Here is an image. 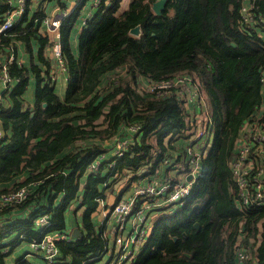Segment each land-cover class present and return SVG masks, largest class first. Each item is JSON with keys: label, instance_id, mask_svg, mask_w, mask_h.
Here are the masks:
<instances>
[{"label": "trees", "instance_id": "trees-1", "mask_svg": "<svg viewBox=\"0 0 264 264\" xmlns=\"http://www.w3.org/2000/svg\"><path fill=\"white\" fill-rule=\"evenodd\" d=\"M9 1L0 0V22L12 8ZM153 1L129 0L119 12L122 0H100L77 29L83 0L62 19L63 96L51 60L54 41L40 22L49 5L63 9L67 2L25 0L13 26L0 33V60L13 55L6 63L10 82L0 90V194L28 189L23 200L0 207V264L21 242L45 232L70 233L66 212L81 209L80 236L57 241L58 254L46 263L97 259L103 232L91 214L106 191L129 173L119 195L132 181L156 175L165 158L171 160L165 171L174 169V177L187 167L194 117L173 90L163 97L146 90L148 83L175 74L200 80L212 133L206 134L201 170L184 202L152 214L147 238L128 264H249L238 261L237 242L264 263V205L239 204L231 168L245 124L264 128V0H250L248 25L243 0H166L159 15ZM135 25L138 35L129 32ZM20 44L28 65L17 58ZM31 77L33 106L25 99ZM133 124L136 132L128 128ZM124 137L126 148L113 160L115 142ZM42 214L51 223L39 228L35 219ZM16 264L33 263L21 256Z\"/></svg>", "mask_w": 264, "mask_h": 264}, {"label": "built area", "instance_id": "built-area-1", "mask_svg": "<svg viewBox=\"0 0 264 264\" xmlns=\"http://www.w3.org/2000/svg\"><path fill=\"white\" fill-rule=\"evenodd\" d=\"M99 2L100 0H95L96 5ZM9 4L12 8L5 13L4 19L0 22V33L13 26L24 10L25 0H10ZM248 12L249 6L242 5L241 14L244 20L251 17ZM64 16L65 13L61 12L59 16H44L42 19L49 30L51 39L54 41L51 49V60L58 65L59 72L65 68L59 41V26ZM12 57L13 55L10 54L5 60H0L2 68L0 79L3 81L4 88L10 82L6 63ZM195 79L194 75L175 74L147 84L146 90L156 96L163 97L166 95V90H173L177 97L185 102V110L194 117L196 127L194 132L187 137L188 142L185 145L187 167L177 177L168 172L138 183L133 186L132 192L120 197L114 206L108 210L109 217H113L116 222L112 226L116 247L111 264H128L133 260L141 243L148 235L149 220L152 218V214L162 211L161 208L163 207L172 205L171 210L173 211L176 205H181L200 173V160L206 153L208 144V139L205 138L206 134L210 136L212 133V123L208 111V98L204 89L196 83ZM261 80L264 82V68ZM194 105L195 107H193ZM244 127H246L245 139L243 133H241L240 139V144L244 142V146L236 149L231 160L232 177L239 204L244 207H260L264 205V128H260L256 122L246 123ZM128 128L136 132L139 126L133 124L129 125ZM3 134L4 131L0 128V138ZM127 141L128 137L117 138L113 148V160L123 153ZM170 163L169 158L164 159V164ZM98 166V161L90 164V168L93 170H97ZM188 174H191L189 179H187ZM27 194L28 189L26 187L13 192L1 193L0 207L19 202ZM35 223L39 228H43L49 224V220L46 215L42 214L35 219ZM126 227H128L127 230ZM69 239V235L63 232H45L39 238H32L29 241V246L45 261L52 263L58 254L57 241ZM235 252L239 262L247 259V253L239 242L236 243Z\"/></svg>", "mask_w": 264, "mask_h": 264}, {"label": "crops", "instance_id": "crops-1", "mask_svg": "<svg viewBox=\"0 0 264 264\" xmlns=\"http://www.w3.org/2000/svg\"><path fill=\"white\" fill-rule=\"evenodd\" d=\"M64 1L67 2V8L61 9L56 3L51 4L48 7V14H46L45 16L55 17L56 14L59 12H60V14H61V12L65 13V16H66L78 3L82 2L83 0H64ZM242 4H243V6H249V9L251 8L250 0H243ZM69 5H71V6H69ZM95 7H96L95 0H84L81 18L75 24L76 27H78L77 29H80L81 26H83V24H85L87 18H89L91 16ZM252 19L253 18L250 17L248 20H245V23L248 25L249 21H251ZM40 23H41V29L40 30L44 29L48 33L49 30L47 29L46 24L42 20ZM75 33H76V29H73L70 33V38H71V41L73 43V46L76 45V41H77L76 40L77 37H76ZM22 49H24V46H23V44H20L19 48L17 49V58L20 62L22 59V62H24L26 65H28L29 61H30V56L27 52H24ZM33 57H34V59L36 58V45H34ZM4 59L5 58H3V60ZM34 81H35L34 78L31 77V82H30L29 87H28L26 94H25L26 104L30 105V106H33V102H34ZM55 81H56L55 83L57 86V92H58L59 96H63V94L65 92V85H66L64 72H59L58 78L57 79L55 78ZM3 88H4L3 81L0 79V90H2ZM261 92H262V103L264 104V84L262 86ZM0 128H1V125H0ZM1 130H2V128H1ZM167 165L168 164H163L160 167V170L157 172L156 175H152V176L146 175L142 179L132 181L130 187L128 189H126L124 192H122L120 195H119L120 189L124 186L125 181L130 176H132L131 173H129L126 178L121 179V180L117 181L116 183H114L106 191L105 197L102 199V201H100V204H99L97 210L91 214V217H92V220H93L95 227L100 228L103 232L102 233V235H103V249H102V251H100L101 253L97 259H94L93 261L90 259L89 261H87V264H107L108 262H110V264H111V260L114 257V251H115L116 243H115V239H114L115 234L112 232L113 222L110 221L111 219H113V217H109L108 210H109L111 204L113 202H115L118 195H119V197H118V199H119L120 197L126 196L128 193L132 192V190L134 188L133 186L137 185L139 182L142 183V182L146 181L147 179L152 178L154 176L167 174L169 172V171L168 172L165 171ZM170 172L173 173L174 169L171 170ZM136 181H138V183ZM82 210L83 209L77 210L75 212V214H73L72 211H71L72 213L66 212L67 219L69 220V225L71 226L70 233H68L69 237L71 236V232H72L73 228L77 227L80 230L79 226H77V221H80V219H81V211ZM151 220H152V218L149 220V224L151 223ZM50 223L51 222H49V224ZM146 238H147V236L145 237V240H146ZM73 239H76V238L70 237L69 240H65V241H70ZM111 239L113 240V242L110 244ZM143 242L141 243V245L143 244ZM141 245H140V247H141ZM140 247H139V250H140ZM139 250L137 251V254H138ZM244 251L247 253V260L250 261L249 264H259V260H258V258L255 257V253H253L251 250H246V249ZM105 255H108V258H105L104 257ZM21 256L25 257V259H27L28 261H31L33 264H48L38 254H36L35 252L33 253V250L30 248L29 243L27 244V242H21L19 245H17L13 249V251L5 259L6 264H16L17 260L19 258H21ZM103 258H105L104 262L102 261Z\"/></svg>", "mask_w": 264, "mask_h": 264}, {"label": "water", "instance_id": "water-1", "mask_svg": "<svg viewBox=\"0 0 264 264\" xmlns=\"http://www.w3.org/2000/svg\"><path fill=\"white\" fill-rule=\"evenodd\" d=\"M165 1L166 0H155V1L152 2V9H153V11H154V13L156 15H159L161 13V10L164 7ZM129 32L134 34V35H138L139 32H140L139 25H135L134 27H132ZM42 105L44 106L45 103H43ZM151 120L154 121L155 117L151 116ZM190 177H191V174H188L187 175V179H189ZM195 225L198 226V223L195 222ZM80 234H81V231L77 227H75V228L72 229L70 237L78 238L80 236Z\"/></svg>", "mask_w": 264, "mask_h": 264}, {"label": "rangeland", "instance_id": "rangeland-1", "mask_svg": "<svg viewBox=\"0 0 264 264\" xmlns=\"http://www.w3.org/2000/svg\"><path fill=\"white\" fill-rule=\"evenodd\" d=\"M127 2H128V0H122V3H121V7H120L119 12H120L121 10H124V9L127 8ZM69 6H71V5H69ZM56 15L59 16V15H60V12L57 13ZM21 61H22V59H21ZM194 76H195V75H194ZM195 78H196V79H195L196 83L199 84V85L201 86L202 89H204L203 86H202V84H201V82H200V80H198L197 77H195ZM205 95H206V94H205ZM183 103H185V102L183 101ZM245 128H246V127H244V129H243V131H242V133H243V138H244V139H245ZM243 141H244V140H243ZM242 146H244V142L241 143L237 148L240 149ZM247 155H248V154H247ZM247 155H246V156H247ZM247 163H248V162H247ZM169 173L172 174V172H169ZM136 182L138 183V181H136ZM136 182H135V183H136ZM139 183H141V182H139ZM110 221L113 222V224L116 223L114 219H111ZM127 229H128V227H126V230H127ZM149 229H150V228H149ZM149 231H150V230H149ZM112 242H113V240L111 239V240H110V244H111ZM25 249H26V248H25ZM104 257H105V258H108V255H105ZM105 258L102 259L103 262L105 261Z\"/></svg>", "mask_w": 264, "mask_h": 264}]
</instances>
